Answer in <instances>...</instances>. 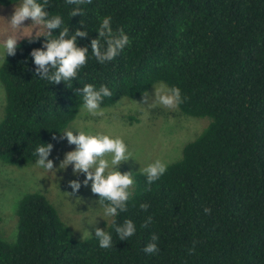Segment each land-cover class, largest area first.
Masks as SVG:
<instances>
[{"label":"trees","instance_id":"obj_1","mask_svg":"<svg viewBox=\"0 0 264 264\" xmlns=\"http://www.w3.org/2000/svg\"><path fill=\"white\" fill-rule=\"evenodd\" d=\"M75 7L48 0L45 8L63 21L53 35L63 27L70 34L88 32L77 38V46L89 52L75 80L53 84L36 75L30 53L42 49L46 31L19 38L15 55L0 64L3 162L28 164L41 144L58 143L84 106L77 89L86 84L113 93L102 108L139 98L163 82L187 97L178 106L183 114L209 121L147 186L150 191L143 171H131L127 210L104 229L113 247L100 248L95 232L72 237L46 196L30 191L16 206L14 240L0 235V264H264V0H92L79 6L82 15L71 16ZM106 16L131 43L100 63L90 41ZM149 216L151 223L142 227ZM113 219L117 225L131 220L135 234L119 240ZM153 234L159 251L147 254L143 249Z\"/></svg>","mask_w":264,"mask_h":264},{"label":"rangeland","instance_id":"obj_2","mask_svg":"<svg viewBox=\"0 0 264 264\" xmlns=\"http://www.w3.org/2000/svg\"><path fill=\"white\" fill-rule=\"evenodd\" d=\"M19 0L8 6L0 5V64L3 61L4 41L12 36L19 39L28 35L47 31L41 25H35L27 19L21 28L15 29L10 18ZM157 82L146 93L149 103L155 98ZM144 96L122 98L109 107H102L103 115L90 114L84 106L80 107L76 118L67 126L75 135L85 133H104L124 140L131 154L117 167L121 173L142 171L147 165L161 160L166 165L178 160L184 144L193 140L207 125L208 117H193L183 114L178 107L169 109L162 104L147 106ZM5 104V93L0 82V116ZM64 131V132H65ZM66 137L54 144L47 159L53 161V171L38 167V158L23 165H10L0 159V235L6 241H12L16 235V206L19 199L30 191H37L46 196L57 210L61 219L77 240H82L94 233L95 228L105 229L112 217L104 215L101 203L91 191V181L87 185L84 173H73L72 165L59 167L65 153L75 150ZM111 160V154L106 157ZM81 182V187L73 195L69 181ZM69 193V194H67Z\"/></svg>","mask_w":264,"mask_h":264},{"label":"clouds","instance_id":"obj_3","mask_svg":"<svg viewBox=\"0 0 264 264\" xmlns=\"http://www.w3.org/2000/svg\"><path fill=\"white\" fill-rule=\"evenodd\" d=\"M70 5H76L70 15H82L80 5L90 4L92 0H66ZM48 0H22V3L15 7L10 18V24L13 28L19 29L23 22L30 19L35 25L43 26L47 31L42 49H33L30 53L33 62L36 65L35 73L40 79L48 80L53 84H59L64 81L75 80L78 70L86 65L88 59L89 47L77 46V38H85L88 32L85 30H75L69 33L68 27H63L58 35H53L51 30L61 29L62 18L59 15L49 17L45 10ZM112 18L106 16L102 19L100 27L97 31V38L90 41V49L92 55L100 63L112 61L131 41L124 30L118 29L113 31L111 27ZM80 27L84 29V25L80 22ZM40 37V36H39ZM37 37V38H39ZM49 37H52L49 39ZM18 39L9 36L4 41L5 56L15 55ZM155 89V98L149 103L147 93H144L143 103L147 106H154L156 103L162 104L169 109L177 108L181 103L187 100L182 98L181 89L176 86L169 87L161 82ZM83 95L84 108L93 115H103L101 103L104 97H111L113 93L105 85H101L97 89L92 84H86L82 89H77ZM66 137L69 144L75 145V150L65 153L64 159L60 166L66 168L72 165L73 173H84V185L91 181V191L99 197L100 203L104 210V215L108 217H117L120 212L127 210V202L131 197L130 189L133 185L132 173H121L118 165L121 162L131 158L128 147L124 140L120 137H112L104 133H85L79 131L75 135L71 130H66L62 137ZM53 139H56L54 136ZM51 143L41 144L36 148L35 154L38 157L36 165L47 171H53V161L47 159L52 150ZM111 154L109 161L105 157ZM167 170V165L161 160H156L147 165L142 171L146 176V190L150 191V187L154 181L158 180ZM69 186L73 192L81 187V182L77 180L69 181ZM105 201L107 203H105ZM149 205L143 203L140 205L141 210L147 211ZM211 208H205V214H211ZM152 217L149 216L142 227H147L151 223ZM115 226V232L119 240H126L136 232V226L131 220H124L122 225H117L115 219L112 221ZM95 237L99 241V247L108 249L113 247L112 235L106 230L95 228ZM158 236L153 234L151 242L143 249L147 254H154L159 251L156 241ZM195 241L190 252L195 250Z\"/></svg>","mask_w":264,"mask_h":264}]
</instances>
